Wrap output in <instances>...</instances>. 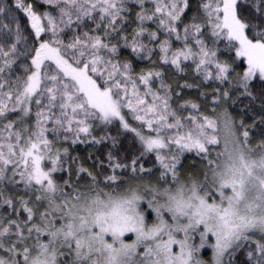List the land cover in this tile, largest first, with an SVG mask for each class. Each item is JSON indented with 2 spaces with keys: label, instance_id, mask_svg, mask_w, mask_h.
I'll list each match as a JSON object with an SVG mask.
<instances>
[{
  "label": "snow or ice",
  "instance_id": "obj_1",
  "mask_svg": "<svg viewBox=\"0 0 264 264\" xmlns=\"http://www.w3.org/2000/svg\"><path fill=\"white\" fill-rule=\"evenodd\" d=\"M0 264H264V0H0Z\"/></svg>",
  "mask_w": 264,
  "mask_h": 264
}]
</instances>
